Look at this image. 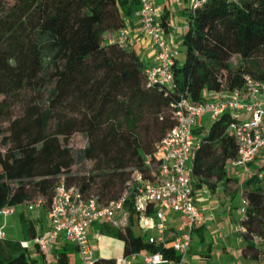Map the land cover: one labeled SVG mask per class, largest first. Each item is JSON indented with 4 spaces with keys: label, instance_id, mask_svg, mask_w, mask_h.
Listing matches in <instances>:
<instances>
[{
    "label": "trees",
    "instance_id": "obj_1",
    "mask_svg": "<svg viewBox=\"0 0 264 264\" xmlns=\"http://www.w3.org/2000/svg\"><path fill=\"white\" fill-rule=\"evenodd\" d=\"M139 9L140 0H0V211L41 198L48 214L61 181L104 205L131 187L129 225L101 223V233L122 243L123 256L159 252L179 261L171 247L155 248L134 231L137 176L153 179L146 158H154L156 145L176 126L182 98L204 103V92L240 90L244 76L264 82V0H206L188 10L173 88L147 86L148 65L128 44L114 41ZM232 122L224 113L208 129L193 131L198 149L191 185L193 194H214L239 183L245 206L237 225L245 232L235 236L242 257L257 260L264 246V162L257 161L264 152L247 164L251 171L241 182L230 175L227 166L237 154ZM78 134L83 148L73 143ZM88 164L85 173L75 169ZM153 213L149 204L147 214ZM19 217L33 241L35 223L25 212ZM74 251L69 244L54 247L53 264H70ZM37 253L32 258L22 243L0 242V264H47Z\"/></svg>",
    "mask_w": 264,
    "mask_h": 264
},
{
    "label": "built area",
    "instance_id": "obj_2",
    "mask_svg": "<svg viewBox=\"0 0 264 264\" xmlns=\"http://www.w3.org/2000/svg\"><path fill=\"white\" fill-rule=\"evenodd\" d=\"M206 0H194L191 10H195ZM140 32L147 37L157 53L154 64L146 68L147 86L161 85L173 88V65L177 50L165 39L158 10L152 0H140L136 13ZM130 31L122 29L114 41L128 44ZM216 99L195 104L182 98L174 113L176 126L156 145L154 158H146V166L151 170L152 180L144 181L137 176L140 184L135 208L144 225L146 240L155 248L171 247L181 259H166L157 253H133L123 256L113 264H185V256L192 242L195 226L206 225L205 208L198 207L191 185V161L198 149V141L193 131L202 127L207 116L213 122L224 113H230L234 122L228 131L233 135L237 147L236 158L228 163V171L241 169L240 176H247V164L264 152V82L244 76L243 87L232 92L215 93ZM241 178V177H240ZM246 178V177H244ZM241 182L243 179H238ZM131 186V184L129 185ZM131 187L120 199L101 204L97 198L85 199L74 187L61 181L54 192L48 210L49 228L43 235L33 240L35 248L43 255L47 264L55 263L53 248L63 244L77 247L80 264H98L91 258L90 229L97 223L118 227V219L127 217L126 204L130 200ZM240 197V218L244 213L245 201ZM149 204L154 205V213L148 215ZM44 200L38 198L24 204L27 212L42 210ZM17 208H4L0 217L14 215ZM171 214L177 216L179 232L170 238ZM239 218V219H240ZM5 222L0 225V241L6 239ZM154 233L149 235L148 232ZM243 227L236 225L234 233H244ZM258 242V239H255ZM24 247L26 245L23 244Z\"/></svg>",
    "mask_w": 264,
    "mask_h": 264
},
{
    "label": "rangeland",
    "instance_id": "obj_3",
    "mask_svg": "<svg viewBox=\"0 0 264 264\" xmlns=\"http://www.w3.org/2000/svg\"><path fill=\"white\" fill-rule=\"evenodd\" d=\"M181 51L182 54H180V57L182 58L184 56V50ZM203 94L207 101L211 99L210 93L204 92ZM36 98L41 100L45 98V96L37 94ZM210 124L211 122L207 121L204 128L208 129ZM73 143L76 148H83L85 145L84 139L79 134L74 136ZM257 162V164L262 163L264 162V159H260ZM89 168L90 165L88 164L85 166L78 165L75 169L85 173ZM237 171L238 169H235L232 172L229 171V174H237L238 176L240 173ZM233 192H236L235 198L231 200L230 196ZM240 192L241 189L239 183L232 182L224 190L225 195L223 194L222 189H219L215 194L202 195L199 192L196 193L195 196L197 198L204 197L205 202L211 201L217 203L219 210L216 215H213V220L210 221L209 224L203 226L205 228L202 233H193L190 248L184 258L186 262L185 264H264V246L259 247L260 252L257 260H247L241 255V239L237 238L234 233V227L237 225V221L240 218ZM224 198L227 199L224 200ZM22 211L23 208H18L16 214L10 215L5 219L0 217V225L5 222L4 231L7 241L23 243L26 245L30 253L35 255L38 254L37 248H35L33 241L27 237L25 233L26 224L22 223L19 217ZM127 214L126 218L118 219V227H113L125 229L129 225V211H127ZM220 215H224L225 219L220 220ZM47 216L48 215L44 209L36 212H25V217L34 222H37L39 219H44L45 229L47 228ZM37 229L38 235H43L46 232H44L45 229L43 230L41 227ZM144 229V225L140 220L135 222L134 231L136 234L145 235ZM90 238L91 258L93 260H119L122 257V243L114 236L102 234L101 223H97L90 229ZM195 256L198 258H195ZM70 264H80V256L78 252L74 251L70 254Z\"/></svg>",
    "mask_w": 264,
    "mask_h": 264
},
{
    "label": "crops",
    "instance_id": "obj_4",
    "mask_svg": "<svg viewBox=\"0 0 264 264\" xmlns=\"http://www.w3.org/2000/svg\"><path fill=\"white\" fill-rule=\"evenodd\" d=\"M152 1L156 9L158 10V14H159L158 22L161 25L163 35L165 39L177 50L176 59H178L179 62H182L184 59V56L182 58L180 57V54H182L181 50H183L181 46V38L187 31V13H188V10L191 9L194 0H152ZM164 22L166 23L165 26L163 25ZM126 29L130 31V38H129L128 45L143 59V61L148 66H152L154 64V59H155L157 51L151 44L150 40L141 34L138 19L136 18L135 15L132 16L131 18L126 19ZM210 96H211L210 101H213L216 99V95L214 93H210ZM207 121H208V118L207 116H205L202 120V127L206 125ZM237 172L241 174L242 170L239 169ZM232 175L237 179H244V177H246V176H240V175L237 176V174H232ZM219 189H222V192L225 195L223 188L219 186L217 191ZM198 192L201 193L202 195L210 194L205 189L198 190L196 193ZM196 193L194 194L196 205L198 207H201V208L203 207L206 209L204 214L208 218L209 222L207 224H209L210 221L213 220V215H216V213L218 212L219 207L217 203H214L211 201L205 202L204 197L197 198L195 196ZM226 199L227 198H224V200ZM22 212H27V211L24 208ZM219 219L224 220L225 219L224 215H220ZM34 223L36 225V229L40 227L43 228V230L45 229L44 219H41V220L39 219L37 222H34ZM179 226L180 224L177 219V216H175L174 214H171V224H170V233H171L170 238L171 239H173L174 235L179 232V229H180ZM203 226H195L193 229V233L194 232L202 233V231L205 228ZM48 228H49V220L47 216V228L44 230V232L47 231ZM153 233H154L153 231L148 232L149 235ZM37 235H38V229H37ZM145 236H146V232H145ZM31 257L37 258L39 256L38 254H35V255L31 254ZM195 258H198V257L195 256ZM38 264H41V263H38Z\"/></svg>",
    "mask_w": 264,
    "mask_h": 264
}]
</instances>
